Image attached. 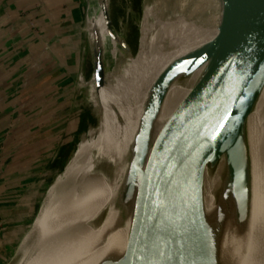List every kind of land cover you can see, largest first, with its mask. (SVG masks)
Wrapping results in <instances>:
<instances>
[{
  "label": "water",
  "instance_id": "95a60500",
  "mask_svg": "<svg viewBox=\"0 0 264 264\" xmlns=\"http://www.w3.org/2000/svg\"><path fill=\"white\" fill-rule=\"evenodd\" d=\"M98 90L106 82V41L98 21L87 29ZM110 35L107 0H98ZM216 36L171 61L145 97L127 149L109 177L120 179L109 208L115 213L107 239L128 225L125 247L96 264H243L251 246L254 158L248 117L264 88V0H215ZM126 51L131 46L119 39ZM199 76L159 125L175 82ZM83 71L79 77L82 78ZM219 178L214 204L206 205V178ZM17 251L7 264H19Z\"/></svg>",
  "mask_w": 264,
  "mask_h": 264
},
{
  "label": "bare ground",
  "instance_id": "6f19581e",
  "mask_svg": "<svg viewBox=\"0 0 264 264\" xmlns=\"http://www.w3.org/2000/svg\"><path fill=\"white\" fill-rule=\"evenodd\" d=\"M107 2L110 6V0ZM87 4L88 31L91 33L92 21L96 20L100 23L104 33L106 41L105 70L109 74L124 72L126 70L124 50L119 49L118 54L115 51L110 39L112 36L106 28L98 0H89ZM215 7V0H146L145 13L139 19L140 25H142L145 17L137 54L140 72L134 77L126 93L131 110L138 108L133 127L130 131L124 129L121 124L123 121L120 120V122H112V126L104 134L109 141L111 140V145L118 148L120 152L127 149L134 135L145 97L155 78L171 61L216 36L218 32L217 15L213 17L209 15L210 9H215ZM121 39L123 38L121 37ZM119 45L122 47L120 41ZM200 71L199 69L190 77L172 85L163 105L158 121L159 125L189 93ZM139 81L140 83L136 86ZM91 83L94 101L96 94L94 79ZM106 90V85H104L100 89V93L104 94ZM107 96V101L103 103V108L100 109L102 114L109 110L113 111L118 106L117 84H112ZM124 97L121 98L124 99ZM88 133L81 136L63 171L56 177L46 193L45 200L48 206L44 211V219H41L32 230V232H37L38 237H40L38 251L34 254L31 246L25 245L28 240L25 241L26 239H24L18 249V251H24V256L19 264H58L68 251L81 240L93 222L100 207L104 189L102 166L108 168L113 162L108 158L102 163L100 153L93 141L89 140ZM248 136L254 158L252 224L251 246L243 264H264V88L256 107L248 117ZM78 161L80 175L76 190V204L72 203L71 213L70 215L66 214L68 217L64 219ZM218 178V171L213 178L210 174L206 178L205 199L209 210L214 204V190ZM108 180L111 185L108 186L107 192L113 197L120 179H111L108 175ZM83 193L86 196V201L81 213H77ZM76 214L78 215L77 219ZM114 217L115 213L111 210L110 213H106L97 221L109 226ZM64 220H68V222L65 221L66 223H64ZM127 235L128 225H125L105 239L96 263L114 247H125Z\"/></svg>",
  "mask_w": 264,
  "mask_h": 264
},
{
  "label": "crops",
  "instance_id": "0c3cea01",
  "mask_svg": "<svg viewBox=\"0 0 264 264\" xmlns=\"http://www.w3.org/2000/svg\"><path fill=\"white\" fill-rule=\"evenodd\" d=\"M84 17L85 0H0V264L36 213L71 128Z\"/></svg>",
  "mask_w": 264,
  "mask_h": 264
},
{
  "label": "rangeland",
  "instance_id": "374dc122",
  "mask_svg": "<svg viewBox=\"0 0 264 264\" xmlns=\"http://www.w3.org/2000/svg\"><path fill=\"white\" fill-rule=\"evenodd\" d=\"M145 8L146 0H110L109 10L113 20V26L115 29L114 32L117 33L116 36L119 39L121 37L125 38L128 44L131 46V51H126L123 47H120L119 39H115L113 37L110 38L117 54L119 49L122 48L124 50L126 70L124 72H116L112 74L107 73L105 70V85L107 90L104 94H101L100 90H98L96 87L94 101L92 98L91 83L93 76L92 54L89 40H87V45L85 48L87 57L86 66L82 78L78 77L76 81L77 90L75 91L73 98L74 113L71 117V128L64 140L63 145L61 146L59 157L56 159L54 164H52L50 175L46 179L43 187L40 189L36 213L27 220L25 224V234L23 235L19 244L16 246L13 255L18 251L24 239H26L25 241L28 240L25 245L27 246V244H29L34 254L38 251L40 247V237H38L37 232H32V230L41 219H44V211L48 206L45 200L47 195L46 193L48 192L56 177L63 171L66 163L75 151L81 136L85 133H88L89 131V140L91 142L93 141L96 149L100 153L102 163L109 158L113 164H111V166L108 168L106 166H102L104 189L101 204L93 222L81 240L74 247H72L70 251H68L62 260L58 262V264H96V260L105 241L102 239V234L108 227L105 224L98 223L97 219L105 216L106 213L111 212V210L109 211V208L112 204L113 197L107 192L108 186L111 185L108 180V175L110 172H112L115 161L122 153L118 148L111 145V140L109 141L108 137L104 134L112 126V122L116 123L120 122V120L123 121L121 124L124 129H128L130 131L132 130L131 127H133L134 117L138 108L136 110H131L126 93L131 86L132 80L140 72L137 54L141 30L144 26L145 17L142 25H140L139 19L143 17ZM139 83L140 81L136 84V86ZM112 84H117V95L119 97V100L117 101L118 106L113 111L109 110L105 114H102L100 109L103 108V103L107 101L108 90H111ZM123 96H125L124 99L121 98ZM76 166L77 167L72 179L68 209L64 213V219L70 215L72 203L74 202L76 204V190L80 175L79 161L77 162ZM85 201L86 196L83 193L82 201L77 213H81ZM77 218L78 215L76 214V219ZM65 221L68 222V220H64L63 222L66 223ZM8 261L4 264H7Z\"/></svg>",
  "mask_w": 264,
  "mask_h": 264
}]
</instances>
